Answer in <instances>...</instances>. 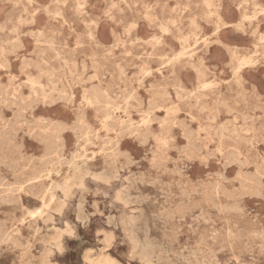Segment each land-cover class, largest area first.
<instances>
[{
    "label": "rangeland",
    "instance_id": "374dc122",
    "mask_svg": "<svg viewBox=\"0 0 264 264\" xmlns=\"http://www.w3.org/2000/svg\"><path fill=\"white\" fill-rule=\"evenodd\" d=\"M0 68V264H264V0H0Z\"/></svg>",
    "mask_w": 264,
    "mask_h": 264
},
{
    "label": "bare ground",
    "instance_id": "6f19581e",
    "mask_svg": "<svg viewBox=\"0 0 264 264\" xmlns=\"http://www.w3.org/2000/svg\"><path fill=\"white\" fill-rule=\"evenodd\" d=\"M227 25V24H226ZM216 33V32H215ZM42 37V36H41ZM23 48V47H22ZM194 48V47H193ZM234 57V56H233ZM177 58V57H176ZM250 63V61L248 60V59H243L242 61H241V66H246V65H248ZM163 68V67H162ZM1 69V68H0ZM160 73V72H159ZM232 78V77H231ZM3 84V83H2ZM210 85V83L209 82H206V83H204L203 84V87H208ZM3 86V85H2ZM202 87V86H201ZM153 93H154V91H153ZM164 100V99H163ZM166 100V99H165ZM164 100V101H165ZM11 104V103H10ZM31 109V108H30ZM12 112V111H11ZM14 112V111H13ZM105 114V113H104ZM107 117V116H106ZM105 117V118H106ZM157 118H159V117H157ZM156 118V119H157ZM7 119V118H6ZM129 121H131V120H129ZM8 122V121H7ZM57 125V124H56ZM62 128V127H61ZM64 128V127H63ZM123 128V127H122ZM131 129V128H130ZM121 130V129H120ZM233 130V129H232ZM63 131V130H62ZM140 131V130H139ZM150 132V131H149ZM160 132H161V130H160ZM189 132H191V131H189ZM232 132V131H231ZM64 134V133H63ZM117 134V133H116ZM195 135V134H194ZM117 136L119 137V136H121V134L120 135H118L117 134ZM196 136V135H195ZM222 136V135H221ZM38 137V136H37ZM234 137V136H233ZM63 139V138H62ZM123 139V138H122ZM81 141H83V139L81 140ZM43 143H45V142H43ZM92 143V142H91ZM45 146V145H44ZM156 146H157V144H156ZM190 147H191V145H190ZM82 152V151H81ZM122 153V152H121ZM83 155V154H82ZM123 155V154H122ZM132 158V157H131ZM160 158V157H159ZM86 159V158H85ZM171 159V158H170ZM173 160V162L175 163V161H174V159H172ZM83 161H85V160H83ZM74 162V161H73ZM72 162V163H73ZM86 162V161H85ZM84 162V163H85ZM88 163V162H87ZM86 163V164H87ZM103 163H105V162H103ZM176 164V163H175ZM74 165H76V163H74L72 166H74ZM164 165V164H163ZM169 165V164H168ZM126 166V165H125ZM127 166H129V165H127ZM177 166V165H176ZM208 166V165H207ZM140 167V166H139ZM160 167H162L161 165H160ZM187 167V166H186ZM189 168H190V166H189ZM121 169V168H120ZM192 170V169H191ZM177 171V170H176ZM67 173H68V171H67ZM67 173H66V175H67ZM75 173V172H74ZM107 173V172H106ZM109 173V172H108ZM143 173V172H142ZM176 173V172H175ZM182 173V172H181ZM247 173V172H246ZM83 174V173H82ZM177 174H179L180 175V173H177ZM248 174V173H247ZM58 175H60V174H58ZM109 175V174H108ZM105 176H106V174H105ZM110 176V175H109ZM144 175L142 174V177H143ZM160 176V175H159ZM174 176V175H173ZM5 177V176H4ZM82 177V176H81ZM107 177V176H106ZM160 177H162V176H160ZM135 178H136V176H135ZM134 179V178H133ZM139 179H141V178H139ZM129 180V179H128ZM143 180V179H142ZM145 180V179H144ZM227 180V179H226ZM65 181V183H64V185L63 186H60V188L63 190V193H64V195H65V197H68L69 196V189H70V183H71V181H72V177L71 178H66V180H64ZM93 181H95L96 182V185L99 187V188H102V189H104V190H106V188L108 187V184H110L109 182H107V181H104L103 179H100V178H94L93 179ZM104 182L105 184H107V186L106 185H104V186H100V184H99V182ZM201 181V180H200ZM153 182V181H152ZM210 183V182H209ZM142 184V183H141ZM168 184V183H167ZM169 185V184H168ZM22 186V185H21ZM83 186H84V182H83V180H81L80 181V183L78 184V188L79 189H82L83 188ZM111 187H112V185H111ZM152 187V186H151ZM224 187V186H223ZM59 188V187H58ZM236 188V187H235ZM191 189V188H190ZM195 189V188H194ZM185 190V189H184ZM196 190V189H195ZM198 191V190H197ZM172 192V191H171ZM198 193V192H197ZM257 194V193H256ZM188 195V194H187ZM192 195V194H191ZM190 195V196H191ZM260 195V194H259ZM56 196V194L54 193L53 194V196H52V198H54ZM254 196V195H253ZM176 197L178 198V196L176 195ZM148 198V197H147ZM115 199H116V201L118 202V204H122V199H121V194H120V191L119 190H117V193L115 194ZM42 201V200H41ZM10 202V201H9ZM8 202V203H9ZM11 203V202H10ZM181 203V202H180ZM119 205V206H120ZM140 205V204H139ZM142 205V204H141ZM8 206H9V204H8ZM147 207V206H146ZM41 208H43V207H41ZM39 210V209H38ZM41 210V209H40ZM43 210V209H42ZM143 210V209H142ZM245 212V211H244ZM141 213V216H142V213L143 212H140ZM139 213V214H140ZM153 216V215H152ZM54 218V217H53ZM129 219H130V216L128 217ZM3 222V221H2ZM4 223V222H3ZM146 223H147V219H146ZM2 226V225H1ZM124 226H128L127 224L125 225L124 224ZM145 227V229H147V226H144ZM1 228V227H0ZM126 228V227H125ZM1 230V229H0ZM247 231V230H246ZM252 231V230H251ZM5 232V231H4ZM72 232H73V230L71 229V227H70V225L69 224H67L66 223V225L64 226V228H63V230L60 232V234H59V237L57 238V246H60V239H61V236L64 234V233H67V234H72ZM127 232H129V231H127ZM253 232V231H252ZM7 233V232H6ZM248 233V232H247ZM175 234V233H174ZM2 235V234H1ZM0 235V236H1ZM5 236H7V235H5ZM10 236V235H9ZM177 236V235H176ZM175 236V237H176ZM2 239V238H1ZM245 239H247V238H245ZM262 239H264V238H262ZM28 240V239H27ZM29 241V240H28ZM7 243V242H6ZM10 243V242H9ZM14 243H15V241H14ZM13 243V244H14ZM30 243V242H29ZM36 243V242H35ZM111 243H112V236H107L106 238H105V244H106V247H110V245H111ZM12 244V243H11ZM1 245V244H0ZM221 245V244H220ZM14 246H15V244H14ZM156 247V246H155ZM154 247V248H155ZM19 248V247H18ZM16 249V248H15ZM105 249V248H104ZM16 251V250H15ZM152 251H154V250H152ZM151 251V252H152ZM43 253V252H42ZM44 254H46V253H44ZM39 258V257H38ZM37 259V258H36ZM86 260L90 263V264H119V263H117L114 259H112V258H110V257H107V256H100V257H98V258H92L90 255H87L86 256Z\"/></svg>",
    "mask_w": 264,
    "mask_h": 264
},
{
    "label": "crops",
    "instance_id": "0c3cea01",
    "mask_svg": "<svg viewBox=\"0 0 264 264\" xmlns=\"http://www.w3.org/2000/svg\"><path fill=\"white\" fill-rule=\"evenodd\" d=\"M226 24H227L228 27H230L232 25H235V22H231V21L228 22V21H226Z\"/></svg>",
    "mask_w": 264,
    "mask_h": 264
}]
</instances>
